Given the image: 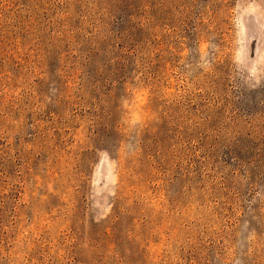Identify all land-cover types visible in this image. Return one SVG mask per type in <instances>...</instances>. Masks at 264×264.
Returning a JSON list of instances; mask_svg holds the SVG:
<instances>
[{"label": "rangeland", "instance_id": "rangeland-1", "mask_svg": "<svg viewBox=\"0 0 264 264\" xmlns=\"http://www.w3.org/2000/svg\"><path fill=\"white\" fill-rule=\"evenodd\" d=\"M0 264H264V0H0Z\"/></svg>", "mask_w": 264, "mask_h": 264}]
</instances>
